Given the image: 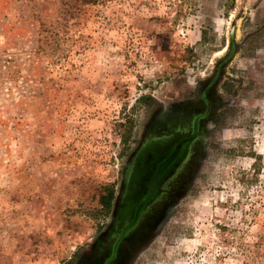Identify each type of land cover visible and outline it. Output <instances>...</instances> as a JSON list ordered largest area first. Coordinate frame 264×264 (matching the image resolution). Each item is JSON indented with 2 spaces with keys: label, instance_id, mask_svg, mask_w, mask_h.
Returning a JSON list of instances; mask_svg holds the SVG:
<instances>
[{
  "label": "rangeland",
  "instance_id": "obj_1",
  "mask_svg": "<svg viewBox=\"0 0 264 264\" xmlns=\"http://www.w3.org/2000/svg\"><path fill=\"white\" fill-rule=\"evenodd\" d=\"M219 76L192 185L127 264H264V0H0V264H72L149 120Z\"/></svg>",
  "mask_w": 264,
  "mask_h": 264
},
{
  "label": "flooded vegetation",
  "instance_id": "obj_2",
  "mask_svg": "<svg viewBox=\"0 0 264 264\" xmlns=\"http://www.w3.org/2000/svg\"><path fill=\"white\" fill-rule=\"evenodd\" d=\"M218 80L215 74L149 120L128 157L109 224L72 264H127L192 185L221 106Z\"/></svg>",
  "mask_w": 264,
  "mask_h": 264
},
{
  "label": "trees",
  "instance_id": "obj_3",
  "mask_svg": "<svg viewBox=\"0 0 264 264\" xmlns=\"http://www.w3.org/2000/svg\"><path fill=\"white\" fill-rule=\"evenodd\" d=\"M115 192L113 189H110L107 195L103 198V207L106 212H110L113 207V200H114Z\"/></svg>",
  "mask_w": 264,
  "mask_h": 264
},
{
  "label": "water",
  "instance_id": "obj_4",
  "mask_svg": "<svg viewBox=\"0 0 264 264\" xmlns=\"http://www.w3.org/2000/svg\"><path fill=\"white\" fill-rule=\"evenodd\" d=\"M172 209H170L168 212H170ZM167 212V214H168ZM167 219V215L161 219L160 221V225H157L155 227L152 228L150 235L148 234L146 237H144L145 239L141 242L140 246L147 244L148 241H150L157 233L158 229H160L161 226L164 225L165 221Z\"/></svg>",
  "mask_w": 264,
  "mask_h": 264
}]
</instances>
